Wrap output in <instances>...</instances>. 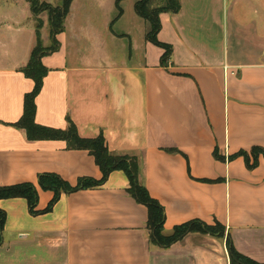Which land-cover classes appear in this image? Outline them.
I'll use <instances>...</instances> for the list:
<instances>
[{
    "label": "crops",
    "instance_id": "obj_1",
    "mask_svg": "<svg viewBox=\"0 0 264 264\" xmlns=\"http://www.w3.org/2000/svg\"><path fill=\"white\" fill-rule=\"evenodd\" d=\"M3 2L0 186L33 183L44 210L54 193L40 187V174L75 185L103 172L88 150L33 141L13 125L34 88L21 69L36 29L29 2ZM83 5L73 0L60 49L43 58L49 72L36 98L37 123L65 129L70 118L82 137L103 134L112 153L138 157L141 183L164 207L165 234L199 220L221 223L225 236L191 232L167 248L153 243L148 207L130 194L125 172L114 170L102 185L62 193L37 215L26 198L0 199L7 213L0 264H230L228 238L264 262V0H181L178 13H161L168 66L146 24L141 36L123 25L114 32L124 8L91 31L77 21ZM42 39L47 46L43 32ZM254 148L263 152L255 156Z\"/></svg>",
    "mask_w": 264,
    "mask_h": 264
},
{
    "label": "trees",
    "instance_id": "obj_2",
    "mask_svg": "<svg viewBox=\"0 0 264 264\" xmlns=\"http://www.w3.org/2000/svg\"><path fill=\"white\" fill-rule=\"evenodd\" d=\"M26 1L30 4L35 20L36 44L31 51L28 63L21 71L27 78L34 81V88L25 94L23 115L16 123H13V125L23 129L30 140H64L69 149L88 150L95 157L96 163L103 172V176L99 180L90 177H81L77 184L73 185L58 174H40L38 179L40 187L43 190H50L54 193L53 199L44 210H39L37 208L39 201L38 189L30 182L0 186V199L15 197L26 198L29 203L30 213L37 215L50 211L60 199L62 193H71L77 190L98 187L105 183L111 172L114 170H122L129 178L130 194L138 202L145 204L149 209L147 228L153 243L162 248H167L180 241L191 232L224 237L225 228L221 223L208 225L199 220H192L178 225L171 233L165 234L164 207L158 200L150 195L147 187L141 183L140 162L138 157L112 153L106 144V139L103 134L95 138L82 137L79 134L76 124L70 118L68 119V126L65 129L37 123L35 119L37 112L36 98L41 92L44 79L49 72V69L43 62V58L60 49L61 43L58 39V35L65 29V20L69 14L73 0H61V3L58 5L41 0ZM123 1L124 0H116V6L120 14L123 13ZM153 3V0H136L135 9L137 14L149 24V30L147 32L148 40L164 49V54L161 57V65L168 66L169 60L172 57V46L158 39V33L162 27L160 15L163 12L171 14L178 13L181 9V0H162V5L159 6H154ZM45 12L49 17L50 46H45L42 39L44 21L41 15ZM259 152H263L262 149H253V154L255 156H257ZM244 155L247 156L246 153H244ZM249 166L252 167L253 164L249 163ZM6 219V211L0 208V246L4 241ZM227 248L229 251L230 264H264V262H259L239 252L229 238L227 239Z\"/></svg>",
    "mask_w": 264,
    "mask_h": 264
},
{
    "label": "rangeland",
    "instance_id": "obj_3",
    "mask_svg": "<svg viewBox=\"0 0 264 264\" xmlns=\"http://www.w3.org/2000/svg\"><path fill=\"white\" fill-rule=\"evenodd\" d=\"M41 1L50 2L54 5H58L61 3V0H41ZM77 1L79 3L82 2V4H84L83 6L79 8L78 12L76 13L78 17L77 21L78 23L85 24V27H87V29L89 28L91 31H93L91 28H98V26H101L106 16L108 14L110 15L112 11L115 16L114 20H117L121 15L120 11L118 10L116 6V0H77ZM135 2L134 0L125 1V3L123 4V8L126 13L123 16V20L118 21L116 25L113 27L114 32L120 33V29L123 25V28L133 30L134 35L141 36V34L145 32V29H146L145 24L147 25V27H149V24L146 23V21L137 14L136 9H135ZM153 2H154L153 3L154 6L162 5V0H153ZM0 3L4 4L3 0H0ZM42 15L44 17H41V18L42 19L45 18L44 21H46L47 20L46 15L48 14L45 12ZM89 17H90V20H88ZM70 26H71V23H70ZM42 32L44 33V39L46 41L47 46H50L51 38L49 39V36H50L49 24L47 25L46 31L43 30ZM112 40L115 41L114 39H111L107 47L109 48V50H111V52H112V49L114 51V45L111 42ZM124 42L127 43L128 41L124 39ZM115 43L123 45V40H120L118 42L116 41ZM127 47L130 53V43ZM121 50H123V47L120 45V51Z\"/></svg>",
    "mask_w": 264,
    "mask_h": 264
}]
</instances>
